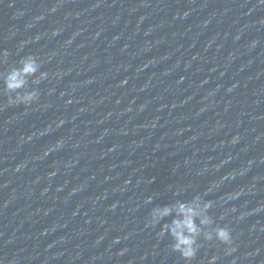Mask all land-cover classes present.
<instances>
[{"label":"water","instance_id":"95a60500","mask_svg":"<svg viewBox=\"0 0 264 264\" xmlns=\"http://www.w3.org/2000/svg\"><path fill=\"white\" fill-rule=\"evenodd\" d=\"M237 136L239 141L233 144ZM234 172V178L224 180L205 199L217 201L210 215L220 226L232 229L237 250L229 255L224 245L201 241L193 264H210L212 257L217 258L215 264H264V210L254 211L264 208V0L220 2L200 123L194 195L206 193ZM241 190L238 198L223 199ZM242 213L250 214L241 220Z\"/></svg>","mask_w":264,"mask_h":264},{"label":"clouds","instance_id":"9594fccd","mask_svg":"<svg viewBox=\"0 0 264 264\" xmlns=\"http://www.w3.org/2000/svg\"><path fill=\"white\" fill-rule=\"evenodd\" d=\"M53 35H56V33L54 32ZM255 44L256 42L253 41L251 46L255 47ZM7 56L8 52L6 50L0 53V62H4V58ZM48 77L49 73L42 71V64L38 57L28 55L21 58L19 67H12L6 74L0 73V82H2L3 90L8 96L7 104L9 106L24 105L25 108L33 104H39L40 92L37 88L30 87V85H39ZM238 141L239 137L237 136L233 138L232 143L235 144ZM63 143V140L57 141L52 150L62 148ZM251 163L250 161L249 164ZM23 166V164L19 165L17 171ZM244 171H247V169L242 170L239 174L243 175ZM235 175V172L230 173L219 183L210 186L206 193L196 194L189 200L177 199L172 203L153 207L146 226L153 228L161 226L158 236L161 239L170 236L171 251L181 256L185 264H193L196 261L197 255L203 246L201 241L218 242L225 246L227 254L234 253L237 249L234 246L235 238L232 229L227 225L220 226L210 215V211L216 206L217 201L206 200L205 196L218 188L224 180L229 179V177L234 178ZM178 191H182V189H178ZM241 194L242 190L241 192L228 194L223 199L233 200ZM152 200L153 197H149L146 203H151ZM262 210L264 208H257L254 211L260 212ZM249 214L242 213L239 219L243 220ZM220 219L222 220L223 216ZM216 259V257H212L210 264H215Z\"/></svg>","mask_w":264,"mask_h":264}]
</instances>
